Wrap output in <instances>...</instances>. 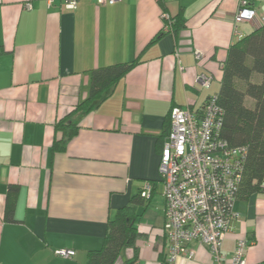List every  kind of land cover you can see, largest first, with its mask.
<instances>
[{
  "label": "crops",
  "instance_id": "0c3cea01",
  "mask_svg": "<svg viewBox=\"0 0 264 264\" xmlns=\"http://www.w3.org/2000/svg\"><path fill=\"white\" fill-rule=\"evenodd\" d=\"M250 3L264 19V0ZM237 6L77 0L68 9L66 0H0V264H87L108 221L146 182L155 188L137 209L140 236L116 264L135 257L136 264H163L159 162L169 112H198L219 92L228 48L258 26L235 24ZM163 12L182 18L177 31L163 32ZM135 60L96 108L71 114L87 97L91 70ZM200 74L211 77L208 87L197 83ZM69 115L77 132L63 151H53L62 138L55 125ZM233 211L238 217L221 253L229 260L245 239V262L264 264V189L237 199ZM189 249L193 256L176 264H213L198 241ZM58 250L75 255L63 259Z\"/></svg>",
  "mask_w": 264,
  "mask_h": 264
},
{
  "label": "built area",
  "instance_id": "2783aa9c",
  "mask_svg": "<svg viewBox=\"0 0 264 264\" xmlns=\"http://www.w3.org/2000/svg\"><path fill=\"white\" fill-rule=\"evenodd\" d=\"M120 0H97L99 5L115 4ZM77 0H66V8H76ZM27 8L29 5L26 6ZM163 32H172V19L161 15ZM249 22L262 25L250 0H238L234 23ZM198 62L203 59L198 51ZM211 77L200 74L197 83L208 87ZM215 97V96H214ZM222 111L214 100L207 102L199 112L174 107L169 112V130L162 144L159 174L164 199L163 231L167 241L164 264H176L179 257L191 258L189 244L198 241L209 249L213 264H247L244 251L248 242L238 240L233 256L227 260L220 247L237 219L233 211L238 194L243 166L247 155L245 147H232L220 138ZM152 185L146 182L140 192L149 199ZM63 259H71L75 252L58 250Z\"/></svg>",
  "mask_w": 264,
  "mask_h": 264
},
{
  "label": "trees",
  "instance_id": "16d2710c",
  "mask_svg": "<svg viewBox=\"0 0 264 264\" xmlns=\"http://www.w3.org/2000/svg\"><path fill=\"white\" fill-rule=\"evenodd\" d=\"M171 19L172 29L177 31L183 23L182 18ZM136 63L135 60L91 70L87 97L71 114L81 115L96 108ZM211 99L222 111L220 138L229 146L247 150L236 202L264 189V24L228 48L219 92L205 104ZM55 130L62 138L54 141L53 151H63L76 134L77 127L69 115L56 123ZM168 130L169 123L167 133ZM154 188L152 184V193ZM146 201L148 199H143L139 193L129 205L116 212L107 223L101 248L89 252L87 264H116L124 248H134V242L140 236L135 227L137 209ZM122 264H136V257Z\"/></svg>",
  "mask_w": 264,
  "mask_h": 264
}]
</instances>
